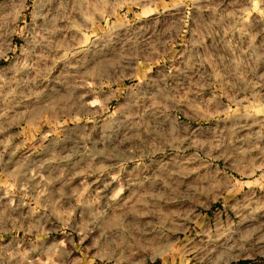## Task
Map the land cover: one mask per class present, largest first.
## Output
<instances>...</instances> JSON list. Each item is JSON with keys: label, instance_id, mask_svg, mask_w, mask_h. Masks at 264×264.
Instances as JSON below:
<instances>
[{"label": "rangeland", "instance_id": "obj_1", "mask_svg": "<svg viewBox=\"0 0 264 264\" xmlns=\"http://www.w3.org/2000/svg\"><path fill=\"white\" fill-rule=\"evenodd\" d=\"M0 264H264V0H0Z\"/></svg>", "mask_w": 264, "mask_h": 264}]
</instances>
